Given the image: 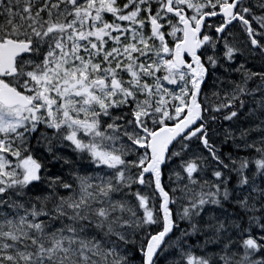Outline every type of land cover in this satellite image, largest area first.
Instances as JSON below:
<instances>
[{"label": "snow or ice", "instance_id": "1", "mask_svg": "<svg viewBox=\"0 0 264 264\" xmlns=\"http://www.w3.org/2000/svg\"><path fill=\"white\" fill-rule=\"evenodd\" d=\"M0 264H264V0H0Z\"/></svg>", "mask_w": 264, "mask_h": 264}, {"label": "rangeland", "instance_id": "2", "mask_svg": "<svg viewBox=\"0 0 264 264\" xmlns=\"http://www.w3.org/2000/svg\"><path fill=\"white\" fill-rule=\"evenodd\" d=\"M165 179H167V177H165Z\"/></svg>", "mask_w": 264, "mask_h": 264}]
</instances>
